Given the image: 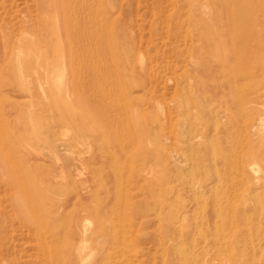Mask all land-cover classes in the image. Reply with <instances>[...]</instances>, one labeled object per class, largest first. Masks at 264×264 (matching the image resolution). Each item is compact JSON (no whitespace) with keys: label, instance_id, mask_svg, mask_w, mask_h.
Returning a JSON list of instances; mask_svg holds the SVG:
<instances>
[{"label":"rangeland","instance_id":"1","mask_svg":"<svg viewBox=\"0 0 264 264\" xmlns=\"http://www.w3.org/2000/svg\"><path fill=\"white\" fill-rule=\"evenodd\" d=\"M251 13L241 29L218 0H0V264H264V162L231 171L247 160L248 119L264 131V87L242 120L227 88L244 68L231 50L247 41L264 57V11ZM210 41L232 52L227 65L205 61ZM215 116L218 128L199 125ZM194 134L210 148L186 150ZM139 170L159 198L138 192ZM19 180L44 224L21 217ZM212 188L222 221L186 206ZM161 197L174 236L151 204Z\"/></svg>","mask_w":264,"mask_h":264},{"label":"bare ground","instance_id":"2","mask_svg":"<svg viewBox=\"0 0 264 264\" xmlns=\"http://www.w3.org/2000/svg\"><path fill=\"white\" fill-rule=\"evenodd\" d=\"M205 2V0H204ZM208 2V1H207ZM204 4V3H203ZM206 5V4H204ZM198 8V7H197ZM218 8H219V18L221 20L224 19L225 22L234 25V27H241L240 24L242 23H246L247 21H250L251 22V16L253 13L252 12V8H253V11H256V10H263L264 11V0H218ZM207 9V8H206ZM204 9V10H206ZM245 9H248V13H245V16H240L242 11L244 12ZM196 10V9H195ZM198 10V9H197ZM200 11V10H199ZM209 11V10H207ZM206 11V12H207ZM202 12V11H201ZM250 13V14H249ZM208 14V13H207ZM203 16V15H202ZM244 20V22H243ZM226 23V25H227ZM199 24V23H198ZM202 24V23H201ZM261 24V23H260ZM256 25L257 26H260L258 24V22H256ZM227 27V26H226ZM233 27V28H234ZM213 28V27H212ZM215 29V28H214ZM235 29V28H234ZM242 29V27H241ZM216 30V29H215ZM237 30V29H236ZM217 33V32H216ZM219 34L215 37L216 38V42H220V38L218 37ZM216 42H213V41H210V43H213V46L211 47L212 48V51H211V56H205L206 58L205 61L206 62H210L213 60V58H216L217 56L220 57L222 60H223V65H227V62L229 61V57H230V54L232 55V52H234V55H235V58L239 61V62H244V68L241 69L240 68V71L238 73L234 72L233 70V74L230 76V78L228 79L227 81V88H229L230 90H232V88L234 87L237 94L235 95L237 97V100H236V110L238 112V115L240 116L241 120L242 119H245L247 117H249V115L254 112H256V114L258 115L259 112V101L261 99V92H262V88L264 87L263 83H264V57H258L259 55H257V51H258V46L256 45H250V42H243V46L239 47V49L235 48V50H231L232 52L230 53L229 50H223L221 47V45L218 47H214ZM232 48V47H231ZM233 56V55H232ZM205 62V63H206ZM221 62V61H220ZM234 63V62H233ZM208 64V63H207ZM217 64V63H215ZM222 64V63H221ZM209 65V64H208ZM210 66V65H209ZM219 67V63L218 65H216ZM227 68V66H225ZM211 68V66H210ZM215 68V67H214ZM218 69V68H217ZM228 75V74H227ZM217 82V81H216ZM210 91V90H209ZM215 96V95H214ZM199 104V103H198ZM201 106V105H200ZM228 108V107H227ZM206 109V108H205ZM181 110V109H180ZM233 110V109H232ZM182 111V110H181ZM195 112V111H194ZM196 113V112H195ZM204 113H206V111H204ZM203 113V114H204ZM209 114V112H208ZM210 114L212 115L213 113H211L210 111ZM196 115V114H195ZM255 115V114H254ZM139 118V117H138ZM228 121V123H233V118L232 116H227V113H226V117H225ZM250 118V117H249ZM239 120V119H238ZM249 121L247 123H245V127L247 128V136L249 137V139L252 141L249 145V149L245 150V156L247 158L246 162L243 161L242 163H238L236 164L235 163V166L232 168L231 171H239V172H242V173H245V169L246 168H249V171L251 172H256V162L257 161H263L264 162V131L263 129L261 128V124L260 122L258 123V118L256 116H252L251 119H248ZM133 122V121H132ZM220 123V119H218L217 116H215L214 118H205L204 119V122L202 121L199 125H201L202 128H206L207 130H213L214 128H218V124ZM239 123V122H238ZM185 127V126H184ZM194 127H196V125H194ZM190 128L192 130H194L195 128ZM245 128V129H246ZM205 130V129H204ZM206 131V130H205ZM189 132V131H188ZM204 132V131H203ZM206 133H208L206 131ZM244 133V132H243ZM254 136V137H253ZM189 138L187 140H185V149L186 150H200L202 148H204L205 150H207L208 148H210V146L212 145L211 142H207V144L205 143L204 145L202 144V138H198L195 134L194 135H190L188 136ZM206 145V147H204ZM152 160V159H150ZM248 165H247V164ZM246 164V165H245ZM149 165V164H148ZM24 168H27V167H24ZM149 169V168H148ZM204 170V169H203ZM29 171V169H28ZM27 171V172H28ZM143 170H139L138 171V175H139V179L138 180V183L136 185V188H138V192L139 191H143V193L146 195H150L152 193H154V196H156L157 198L160 197V195H156V188L154 185H157L156 183H154L155 181H143V177H145V175H143V173H141ZM147 171V170H146ZM230 171V172H231ZM20 173V171H19ZM23 175V174H20V176ZM255 175V174H254ZM24 176V175H23ZM22 177V176H21ZM148 177V176H147ZM19 179V178H18ZM24 179V177H23ZM146 179V177L144 178ZM25 180V179H24ZM21 182H19V184L21 185L22 187V199L20 201H18V199H16L18 201L17 205L20 206L18 207L17 209H20L19 212L22 213L21 217H30L29 218H32L34 219L37 223H39V225H42L44 223H40L39 222V218H40V215L38 212V210H35V200L37 199L36 197H34L32 195V192L30 190V184L29 182L27 183H24L22 182L23 180H19ZM27 181V180H26ZM244 181V180H243ZM18 182V181H17ZM194 182V181H193ZM154 183V184H153ZM260 183H264V176L263 177H259L258 178V182H255V184L253 185V187H256V190H260L262 189V187L264 188V186L262 185H258ZM75 184V183H74ZM244 184V182L242 183ZM253 184V183H252ZM251 185V184H250ZM71 186V185H70ZM75 186V185H74ZM195 186V183L192 184V188ZM252 187V188H253ZM72 188V187H71ZM74 188V187H73ZM78 188V187H77ZM75 189V188H74ZM132 189V188H131ZM255 189V188H254ZM159 190V189H158ZM236 190V189H235ZM71 191V190H70ZM192 192L194 190H191ZM21 192V191H20ZM73 192V191H72ZM137 192V191H136ZM159 192V191H158ZM198 193H195L193 196H192V200L191 202H189L188 205V208H193V206H205V207H208L207 205H211L213 206V215L215 217H217V219L219 221H222V214H220L219 212V209H218V197L219 195L221 194V192H219L217 190V188H212L210 189L209 191L206 190V192L202 193L201 191H197ZM142 193V194H143ZM77 195V194H75ZM151 196V195H150ZM152 197V196H151ZM122 198V197H121ZM155 198V197H154ZM258 198H259V194L255 195L254 196V200L255 201H258ZM20 199V198H19ZM39 199V198H38ZM37 199V200H38ZM124 199V198H123ZM169 198H166V197H161V199H156V200H152L151 204L153 205V209H155V214L157 216H160L162 213L163 215H165V218L168 219V225H169V228H171L170 224H172V222L174 221V224L176 223V221L179 219L177 214H174L173 215V210L174 208H171L172 203L168 200ZM15 200V201H16ZM125 201V200H124ZM259 203H261V201L259 200L258 201ZM125 203V202H124ZM184 204V203H182ZM187 204V203H186ZM123 205V204H122ZM249 205V204H248ZM252 205V203H251ZM125 206V205H124ZM184 206V205H183ZM17 207V206H16ZM103 207V206H102ZM255 207V206H254ZM95 208V207H94ZM124 208V207H123ZM191 208V209H192ZM200 208V207H199ZM202 208V207H201ZM98 209V207H97ZM97 209L95 211H93L94 213L97 211ZM105 209V208H104ZM103 209V210H104ZM165 209L168 210L167 213H171L172 212V215L173 216H168L166 215L165 213ZM176 209H179V212L183 211L184 208L182 207H176ZM175 209V210H176ZM100 210V209H99ZM121 210H124V209H121ZM197 210H200V209H197ZM48 211V210H47ZM56 211V210H54ZM58 211V210H57ZM62 211V210H61ZM194 211V210H193ZM60 212V211H59ZM113 212V211H112ZM162 212V213H161ZM54 213V212H53ZM73 213V212H72ZM88 213V212H87ZM92 213V212H90ZM102 213V211H101ZM108 213V212H107ZM115 213V212H114ZM113 213V214H114ZM184 213V212H183ZM182 214V213H181ZM48 215V213H47ZM67 215V214H66ZM109 215V214H108ZM59 216V215H58ZM57 216V217H58ZM69 216V214H68ZM72 216V215H71ZM70 216V217H71ZM100 213H99V215ZM110 216V215H109ZM117 216V215H116ZM196 216V215H195ZM207 216V214H206ZM204 216V217H206ZM243 216V215H242ZM23 217V218H24ZM99 217V219H100ZM104 217V216H103ZM103 217H101V222H103ZM247 218V216H245ZM24 218V219H25ZM54 218V217H53ZM61 218V217H60ZM69 218V217H68ZM121 218V217H120ZM242 218V217H241ZM244 218V217H243ZM242 218V219H243ZM31 219V221H32ZM66 219V218H65ZM119 219V217L117 218ZM27 220V219H26ZM76 220V219H75ZM114 220V219H112ZM233 220V219H232ZM241 219H239L240 221ZM29 221V220H28ZM104 221H106L104 219ZM109 221V220H108ZM120 221V219H119ZM172 221V222H171ZM243 221V220H242ZM240 221V223L242 222ZM246 221V220H245ZM35 222V223H36ZM107 222V221H106ZM193 223V221H191ZM196 222V221H195ZM247 222V221H246ZM104 223V222H103ZM102 223V226H104ZM110 223V222H109ZM108 223V224H109ZM197 223V222H196ZM233 223V222H232ZM239 223V224H240ZM33 224H34V221H33ZM54 224V223H53ZM105 225H108L106 223H104ZM113 224V222H112ZM195 224V223H194ZM200 223L196 224L199 225ZM243 224V223H241ZM248 224V223H247ZM37 225V224H36ZM101 225V224H100ZM204 224L202 223L201 226H203ZM101 226L102 229H105L106 228H109V226H111V224H109V226H105L106 228H103ZM114 226V225H113ZM121 226V225H120ZM119 226V227H120ZM195 226V227H196ZM230 226H233L230 225ZM229 226V227H230ZM237 226V225H236ZM246 226V225H245ZM112 227V226H111ZM123 227V226H122ZM235 227V226H234ZM232 227V228H234ZM99 227V231L101 229ZM114 228V227H113ZM116 228V227H115ZM205 228V227H204ZM101 229V231H102ZM194 229V228H193ZM108 230V229H107ZM195 230V229H194ZM110 231V230H109ZM119 231V230H118ZM171 234L172 236H174L175 234L173 233V230L171 228ZM168 231V233H169ZM120 232V231H119ZM125 232V231H124ZM121 233V232H120ZM111 234V233H110ZM56 237V240H57V236ZM194 237V236H193ZM222 238V237H221ZM224 238V237H223ZM213 240V239H212ZM123 241V239L121 240ZM216 241V240H215ZM123 244V242H122ZM79 245V244H78ZM216 245V244H214ZM46 247V246H44ZM83 247V246H82ZM56 248V247H55ZM82 249H80L81 251ZM84 250V249H83ZM60 252H58V255H59ZM238 254V253H237ZM61 255V253H60ZM62 256V255H61ZM59 259H60V256H58ZM178 257V256H177ZM221 258L219 259H216L217 263L218 264H238L239 261V258L236 257V255H233L231 256V258H228V257H223L220 256ZM223 257V258H222ZM247 257V256H246ZM200 258V257H199ZM204 258V257H203ZM58 259V258H57ZM212 260H214L212 258ZM173 261V260H172ZM80 262H87L84 260V258H81L80 259ZM206 262V261H205ZM215 262V260H214ZM65 263H71L70 259L68 258L67 261ZM201 261H197L196 260V264H200ZM204 264V263H202Z\"/></svg>","mask_w":264,"mask_h":264}]
</instances>
